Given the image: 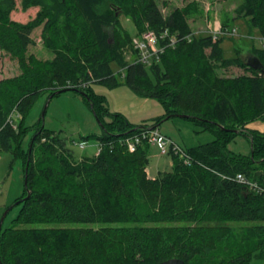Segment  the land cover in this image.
<instances>
[{"label":"trees","instance_id":"obj_1","mask_svg":"<svg viewBox=\"0 0 264 264\" xmlns=\"http://www.w3.org/2000/svg\"><path fill=\"white\" fill-rule=\"evenodd\" d=\"M19 4L21 11L39 9L22 22L11 18L16 0H0V50L19 69L0 78V151L21 158L24 172V191L12 205H18L17 213L0 229V264H154L171 257L185 264H249L264 257V224L248 227L240 240L229 224L264 223V195L234 179L241 173L264 187V133L246 127L250 120L264 119V0H241L236 8L235 18L245 19L262 40L256 46L251 39L245 57L237 47V54L225 57L220 38H189L194 1L165 15L156 0ZM121 15L131 20L134 34ZM39 26L51 58L28 52ZM148 30L165 49L157 60L128 62L124 50L135 34ZM170 36L177 38L173 44ZM232 67L242 73L219 74ZM117 69L133 91L163 105L165 113L153 126L187 115L214 139L182 147L187 161L170 153L171 168L149 176L148 142L132 151L124 142L146 124H132L121 114L102 123L107 108L90 88L92 82L115 85ZM69 85L102 123L103 131L92 135L98 153L76 156L65 138L40 122L24 125L39 94L52 96ZM13 113L19 115L15 123ZM239 133L252 140L248 155L226 146Z\"/></svg>","mask_w":264,"mask_h":264},{"label":"rangeland","instance_id":"obj_2","mask_svg":"<svg viewBox=\"0 0 264 264\" xmlns=\"http://www.w3.org/2000/svg\"><path fill=\"white\" fill-rule=\"evenodd\" d=\"M19 1L16 0V9L11 12V18L26 22L35 15L39 7L35 6L26 11H21ZM45 1L50 3L51 0ZM190 1H194V10L188 15V23L192 32L189 38L199 35H209L212 41H217L220 38L225 57L237 54L234 47H237L242 57L249 55L251 53L249 45L252 42L250 41L251 39L256 46L261 45L262 40L256 29L249 31L245 19L235 18L237 15L236 8L241 0H156L164 15L172 8L183 6ZM120 20L131 34L135 33V27L128 17L121 15ZM224 24H226L225 28L222 27ZM230 27L232 28L230 29ZM40 30L41 26L36 27L32 31L31 36L35 40V44L29 46L28 52L34 53L42 59L51 58L53 53L45 47L40 37ZM139 35L135 34L134 36L137 37ZM134 49L136 48L131 42L130 46H127L124 50L125 59L128 62L139 56L138 50L136 49L135 53ZM164 49L165 47L162 44H152L148 48L149 61L157 60V53L159 51L162 52ZM117 70L114 71L117 81L115 85L103 82L91 83V91L103 99V103L107 108V113L101 115L102 123L112 120L114 114H121L132 124H146L145 127L140 128H157L171 142L185 148L214 139L211 131L197 126L188 118L177 115L165 118L156 127L153 126L157 118L165 113L163 105L155 98L140 96L133 91L124 82L121 74L122 69ZM17 73H19V69L16 61L0 50V78L9 77ZM241 73L242 70L237 67L219 70L220 75L226 76H234ZM69 87L70 85L62 88ZM18 118V114H12L14 123ZM38 122L44 128L51 129L65 138L67 146L73 150L76 156L91 155L96 152L97 139L92 135L100 134L103 131L101 121L95 116L87 100L83 98L81 93L73 89L58 92L52 96H49L47 92L39 94L25 114L24 125L31 127L37 125ZM248 124L253 130L264 133V119L255 118L250 120ZM33 132L34 128L26 131L23 138L24 148H27ZM80 142H83V148L79 147ZM251 142L252 140L247 135L239 133L230 139L226 146L234 153L248 155ZM148 145L149 161L146 170L149 176H155L160 171L169 170L172 161L170 154H161L156 145L149 142ZM260 186L262 187V185ZM23 191L24 172L21 158L15 157L9 150L0 151V219L5 213L1 228L8 226L17 213L18 205L13 207L12 205L14 204V199L20 196ZM260 193L264 195V192ZM229 224L231 232L240 240L248 227L264 223L240 221L230 222ZM222 252L220 250L217 256L222 257ZM219 257L216 258L219 259ZM249 264H264V257L255 256L250 260Z\"/></svg>","mask_w":264,"mask_h":264},{"label":"built area","instance_id":"obj_3","mask_svg":"<svg viewBox=\"0 0 264 264\" xmlns=\"http://www.w3.org/2000/svg\"><path fill=\"white\" fill-rule=\"evenodd\" d=\"M163 35L161 36L163 37ZM173 37H170L168 39L169 43L173 44L177 40V38L175 37L173 38ZM163 39H166V36ZM157 40L158 39H157L156 34L151 30L144 31L137 37L134 36L131 41L133 43V46L139 52V56L137 60H141L142 62H145V63L148 62L149 61L148 58L150 55L148 48L152 46V44L156 45L158 43ZM143 140L156 145L159 153L161 154H165V153L176 154L177 153L179 154L181 158H184L187 161L186 159L187 156L185 155V152L182 151L181 149L182 147L171 142L165 135L161 134L157 128H151V129L140 128V130H138L137 132H134L133 134H131V136L124 138V142H126L128 149L131 151L134 150L136 145ZM80 143L81 144L79 147L83 148V142H80ZM99 149H100V144L97 143V149L95 153H98ZM234 179L237 182L246 185L247 188L249 189L256 190L258 192H264L263 186L261 187L255 181L246 178L241 173H237ZM263 251H264V248H263Z\"/></svg>","mask_w":264,"mask_h":264},{"label":"water","instance_id":"obj_4","mask_svg":"<svg viewBox=\"0 0 264 264\" xmlns=\"http://www.w3.org/2000/svg\"><path fill=\"white\" fill-rule=\"evenodd\" d=\"M248 64H250V63L248 62ZM258 66L259 65H254V67H258ZM70 89L74 90V87L61 88V89L57 90L56 92H62V91H65V90H70ZM181 116L185 117L187 115H181ZM30 148H31V145L29 146V151H30ZM4 215H5V213L2 215V217L0 219V229H1V224H2V221H3ZM154 264H185V262H184L183 259H181L179 257H171V258L165 259L163 261L156 262Z\"/></svg>","mask_w":264,"mask_h":264},{"label":"crops","instance_id":"obj_5","mask_svg":"<svg viewBox=\"0 0 264 264\" xmlns=\"http://www.w3.org/2000/svg\"><path fill=\"white\" fill-rule=\"evenodd\" d=\"M246 127H248V128H250V129H252V128H251V126H250L248 123L246 124Z\"/></svg>","mask_w":264,"mask_h":264},{"label":"bare ground","instance_id":"obj_6","mask_svg":"<svg viewBox=\"0 0 264 264\" xmlns=\"http://www.w3.org/2000/svg\"><path fill=\"white\" fill-rule=\"evenodd\" d=\"M164 34V33H163Z\"/></svg>","mask_w":264,"mask_h":264}]
</instances>
